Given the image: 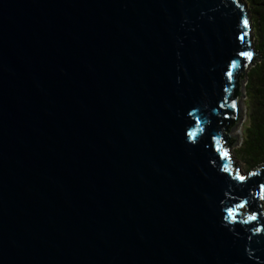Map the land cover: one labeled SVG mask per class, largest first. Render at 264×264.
<instances>
[{"label": "water", "instance_id": "95a60500", "mask_svg": "<svg viewBox=\"0 0 264 264\" xmlns=\"http://www.w3.org/2000/svg\"><path fill=\"white\" fill-rule=\"evenodd\" d=\"M253 35L244 0H0V264H264Z\"/></svg>", "mask_w": 264, "mask_h": 264}, {"label": "trees", "instance_id": "16d2710c", "mask_svg": "<svg viewBox=\"0 0 264 264\" xmlns=\"http://www.w3.org/2000/svg\"><path fill=\"white\" fill-rule=\"evenodd\" d=\"M244 1L252 17L254 44L259 57L247 71L248 122L237 151L247 168H253L264 163V0Z\"/></svg>", "mask_w": 264, "mask_h": 264}, {"label": "rangeland", "instance_id": "374dc122", "mask_svg": "<svg viewBox=\"0 0 264 264\" xmlns=\"http://www.w3.org/2000/svg\"><path fill=\"white\" fill-rule=\"evenodd\" d=\"M253 33H255V30H253ZM252 40L254 42V37H252ZM246 83H247V77L245 78V80H244V77H243V84H242L243 89H242L241 99H242L243 105H244V107L246 109H245V118H244V120L242 122V125H241V132H240V138L241 139L240 140L238 139V141H236L235 143H233L230 146L231 149H229L230 159L233 161V163L235 165L234 168H233V170L234 171H242L244 173L253 170V168H247V165L243 162L242 158L239 156L238 151H237L238 150V147H239V145H240V143L242 141V131L244 129V126L248 122V119H247V110H248V107H247V103H246ZM262 209L264 210V199L262 200Z\"/></svg>", "mask_w": 264, "mask_h": 264}, {"label": "snow or ice", "instance_id": "6c2138e0", "mask_svg": "<svg viewBox=\"0 0 264 264\" xmlns=\"http://www.w3.org/2000/svg\"><path fill=\"white\" fill-rule=\"evenodd\" d=\"M243 23H244L245 28H247V26H248V20L245 19ZM241 39L243 40V39H244V36H241ZM242 55H244L245 57H247V59H248L249 61L252 60V57H253V53H252V52L249 51V52H246V53H242ZM235 66H236V65H235V63H234V64H233V67H235ZM229 76H231V72L229 73ZM232 107H236V105L233 103ZM223 156H224V157H228V152H227V151L223 152ZM239 179L243 180L244 177H243V176H240ZM254 218H255V217H250L249 219H254Z\"/></svg>", "mask_w": 264, "mask_h": 264}, {"label": "bare ground", "instance_id": "6f19581e", "mask_svg": "<svg viewBox=\"0 0 264 264\" xmlns=\"http://www.w3.org/2000/svg\"><path fill=\"white\" fill-rule=\"evenodd\" d=\"M244 120V119H243ZM243 122V121H242ZM242 125V123H241ZM241 125L238 126L237 128H235V130H233V136H237V135H240V132H241Z\"/></svg>", "mask_w": 264, "mask_h": 264}]
</instances>
